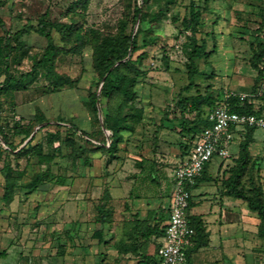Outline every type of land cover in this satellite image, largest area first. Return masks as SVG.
<instances>
[{
    "label": "rangeland",
    "instance_id": "obj_1",
    "mask_svg": "<svg viewBox=\"0 0 264 264\" xmlns=\"http://www.w3.org/2000/svg\"><path fill=\"white\" fill-rule=\"evenodd\" d=\"M190 2L201 11L195 35L184 21ZM0 3V19L11 33L35 25L44 12L50 21L70 26L68 35L61 39L57 35L61 50L53 63L56 80L40 74L25 90L0 93V250L7 255L0 257V264H13V257L18 264H130L122 261L120 252L111 251L108 222L97 221L99 206L112 214L128 204L124 201L141 162H153L168 171L175 158L183 160L188 155L186 130L190 122L202 120L208 109L203 105L199 114L189 111L191 99L251 90L264 46V0ZM137 5L141 7L136 23L139 50L133 58L142 54L140 66L145 73L132 87V104L141 117L127 119L117 157L108 162L112 140L102 122L106 112L121 104L122 96L101 98L96 113L92 111L90 95L100 94L93 50L101 38L117 35L122 23L125 34L129 33ZM23 40L7 60L12 76L28 71L42 54L41 39L33 30L28 29ZM202 41L208 55L197 62V74L190 82L187 53L193 42L200 45ZM3 71L2 65L0 81ZM184 100L188 103L183 110L180 102ZM128 108L123 113L133 114ZM21 129L24 134L18 133ZM239 142L236 136L229 159H211L209 171L214 172L221 162L230 164ZM249 153L252 162L242 182L247 185L252 180L264 192V129L253 132ZM226 176L228 170L214 180L220 182ZM37 177L41 182L32 186ZM7 182L15 184L8 202L2 198ZM152 187L155 193L158 187ZM105 192L109 200L103 198ZM241 215L242 229L257 232L258 220L242 202ZM242 239L250 246L256 243L254 252L242 247V264H255L256 256L264 260V240L249 235ZM259 243L262 248L257 247Z\"/></svg>",
    "mask_w": 264,
    "mask_h": 264
},
{
    "label": "trees",
    "instance_id": "obj_2",
    "mask_svg": "<svg viewBox=\"0 0 264 264\" xmlns=\"http://www.w3.org/2000/svg\"><path fill=\"white\" fill-rule=\"evenodd\" d=\"M1 4L2 3H0V6ZM140 13L141 7L139 5L135 6L133 9L131 30L128 34H125L126 24L122 23L117 35L101 38L98 45L93 50V69L97 76V84L100 85V94L99 96H97L96 93L90 95V106L92 111L96 113V103L99 102L101 98L108 99L115 93L122 96L121 104H118L114 111L106 112L102 122L103 128L110 132V138L112 140V143L107 148L109 153L108 162L117 157L114 155L118 143L121 142V132L128 129V127H126L127 119L129 117L140 119L141 117L140 112L134 110L135 108H133L132 104L135 100V94L132 91V87L135 84L136 78L145 73V70L140 66V61L143 58L142 54H139L135 59L133 58V55L139 50V46L137 45L139 28L136 27V23ZM200 20V9L195 6L193 2H190L184 21L187 24V29H189L192 35L199 32ZM28 29L33 30L38 38L41 39L42 45L40 50L42 54L39 59L33 62L28 71L20 73L18 76H12L7 71V60L14 51L22 46L24 42L23 38L28 32ZM0 30L3 33V35L0 36V66L3 65L4 67V71L1 74L3 79L0 81V93L9 90H25L40 74H43L45 77L52 80L57 79V76L54 74L53 64L55 57L61 50V44L57 35H60V39L62 35H68L70 32V26L50 21L47 12H44L37 17L35 25L31 24L30 26L21 28L14 33L9 32L5 28L3 21L0 19ZM205 49L206 43L205 41H202L200 45L193 42L188 50L185 68L190 82L197 74V62L206 58L208 55ZM263 81L264 46L262 47V55L259 56L256 65L254 85L251 90L246 93L248 94L246 98L240 100L237 96V93L239 92L232 91L231 92L234 93V95L229 96L228 98H225V95L221 93L197 96L190 100L189 111H196L199 114L201 112V107L206 105L208 108L207 112H209L212 111L218 103H227L231 112L239 114H254L257 116L262 115L264 114L262 108L264 104V91L261 92ZM187 103L188 101L186 100L180 102V104H183V110L186 109ZM125 108L132 110L133 114L123 113ZM209 125L210 122L206 115L202 120L190 122V126L186 130L190 136L189 151L201 131ZM255 130L256 128L254 127H244L236 132V135L240 138L238 153L232 159L230 164H226L227 166L224 171L228 170V176L225 179H222L221 186L222 194L225 197L240 200L245 204L246 209L256 216L258 220L257 236L264 240V192L262 187L256 185L252 180H250L247 185L242 182V179L248 172L252 162L249 153V146L252 143V134ZM18 133L24 134L25 131L21 129ZM208 163L204 165L201 175L195 180V183L190 190L202 180ZM150 164L152 165L153 162H150ZM139 166H142V162ZM151 177L153 178V175H151ZM41 180V177L35 178L32 182V186H36ZM58 183H62V180H58ZM14 187L15 184L13 182L6 183L2 195V198L5 201L8 202L11 199V193ZM103 198L109 200V193L107 195V192H105ZM189 205L188 201L187 218L194 229V235L190 245H193V249H198L207 245L208 233L206 232L200 218L188 215ZM103 207L104 205L99 206L97 221L100 223L108 222L111 217V210H109V208L108 210H104ZM164 227L165 226L158 228L155 224L153 226H148L143 237H161L163 236ZM133 251L134 250H128V252ZM188 251L189 250L185 251L186 258L188 257ZM0 255L3 254L0 253ZM137 264H155V261L153 258L144 256Z\"/></svg>",
    "mask_w": 264,
    "mask_h": 264
},
{
    "label": "crops",
    "instance_id": "obj_3",
    "mask_svg": "<svg viewBox=\"0 0 264 264\" xmlns=\"http://www.w3.org/2000/svg\"><path fill=\"white\" fill-rule=\"evenodd\" d=\"M231 144L228 147L229 157L227 159L230 158ZM183 160L175 158L168 171L155 163L151 165L147 161L142 162L141 167L138 166L140 169L133 177L127 192L128 199L124 201L128 204H125L120 211L114 210L108 221L111 251L117 252L116 254L120 252L121 258L124 259L123 262L127 260L126 262L130 264H137L144 256L156 261L162 236L144 238L143 234L148 226L155 224L161 228L166 225L173 192L172 169ZM211 161L205 168L202 180L190 191L188 210L189 216L200 218L208 233V243L198 249H193V245L188 246L186 248L189 250L186 258L187 264H242V249L252 252L256 249V243L252 246L247 245L245 244L247 239H242V236H254L259 241L262 239L257 236L256 230L242 229L241 201L225 197L222 194V180L220 182L214 180L218 173L224 172L227 165L221 162L214 172H211L209 171ZM152 186L158 187L155 193L151 191ZM135 220L140 222H135ZM145 220L146 223L143 224ZM212 228H217V230L212 231ZM259 244L257 247L262 248V243ZM1 245L2 240L0 239V247ZM128 250L134 251L128 252ZM0 251L3 254L0 257L7 256L5 249ZM131 254L133 258L128 260ZM13 259V264L19 263L14 257ZM254 260L255 264H264L261 256L254 257Z\"/></svg>",
    "mask_w": 264,
    "mask_h": 264
},
{
    "label": "built area",
    "instance_id": "obj_4",
    "mask_svg": "<svg viewBox=\"0 0 264 264\" xmlns=\"http://www.w3.org/2000/svg\"><path fill=\"white\" fill-rule=\"evenodd\" d=\"M263 91L264 81L261 85ZM233 95L229 92L225 98ZM237 96L243 100L248 94L239 92ZM206 117L210 125L201 131L186 158L172 169L173 192L168 220L155 264H187L185 251L194 235L187 218L190 188L201 175L204 165L213 157H229L228 147L237 136V131L244 127L264 129V114L257 116L231 112L227 103H218L212 111L206 112Z\"/></svg>",
    "mask_w": 264,
    "mask_h": 264
}]
</instances>
